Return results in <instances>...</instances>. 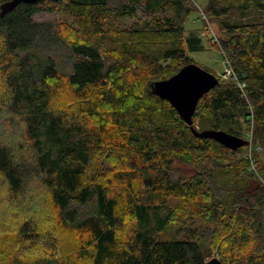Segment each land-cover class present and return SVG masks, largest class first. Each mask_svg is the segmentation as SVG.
<instances>
[{
    "label": "trees",
    "instance_id": "16d2710c",
    "mask_svg": "<svg viewBox=\"0 0 264 264\" xmlns=\"http://www.w3.org/2000/svg\"><path fill=\"white\" fill-rule=\"evenodd\" d=\"M251 10L264 0L204 8L233 75L213 74L193 127L243 138L250 105L264 147V20L227 18ZM40 11L62 21L35 22ZM195 12L192 0H41L0 17V264H264V162L255 154L252 173L245 147L195 137L150 90L194 64ZM125 219L142 230L120 238ZM178 223L185 239L159 238Z\"/></svg>",
    "mask_w": 264,
    "mask_h": 264
},
{
    "label": "water",
    "instance_id": "95a60500",
    "mask_svg": "<svg viewBox=\"0 0 264 264\" xmlns=\"http://www.w3.org/2000/svg\"><path fill=\"white\" fill-rule=\"evenodd\" d=\"M41 0H8L0 6V17L12 12L20 4L34 5ZM60 2L63 0H50ZM219 80L212 73L191 63L182 67L176 74L166 80L151 83L152 95L168 102L181 120L190 127L198 138L211 139L224 148L236 151L247 146L243 138L236 137L222 130H202L193 127V116L201 98L216 88ZM205 264H224L218 258H211Z\"/></svg>",
    "mask_w": 264,
    "mask_h": 264
},
{
    "label": "rangeland",
    "instance_id": "374dc122",
    "mask_svg": "<svg viewBox=\"0 0 264 264\" xmlns=\"http://www.w3.org/2000/svg\"><path fill=\"white\" fill-rule=\"evenodd\" d=\"M194 4L196 5V8L198 9V12L191 14L188 17V20L185 24V29L186 33L185 36H189L190 33H196L200 37V44L199 49L194 52V53H189V56L193 58L194 64L197 65L198 67L212 73V74H222L224 69L226 68V62L222 56V53L219 49H214L211 46L213 43L211 42L210 39V34L211 31L214 32L219 39V36L217 34V30L215 26L211 23L210 29L207 30L204 29V25L202 24V19L200 17L201 12L206 16L204 12V8L208 2V0H192ZM41 6V5H40ZM139 20L144 21L146 18L143 16H138ZM228 20L231 22H236V23H256L261 20H264V12H259L255 10L247 11L243 15L239 11H234L228 15ZM32 19L35 22L38 23H45L48 21H58L61 22V17L57 13H47L45 11H40L35 13L32 16ZM137 20H127L125 23L127 25L135 24ZM204 29V30H203ZM211 30V31H210ZM210 31V33H209ZM248 127V126H247ZM247 130V128H246ZM246 132V131H245ZM254 145L258 146L260 149L257 151L258 153H255V151L252 152V156L255 157V154H258L261 161L264 162V147L260 145L259 143L255 142V139L253 140ZM249 146H245V149L243 151L245 158H249ZM255 159V171L251 169V164L248 160V168L251 169L250 171L256 175H258L257 172V160ZM183 173H186V169L183 170ZM259 177V176H258ZM117 190H120L119 187L116 188L115 192L117 193ZM124 223L121 226V231H119V236L120 238H125L131 235L134 231H140L142 230V227H140L139 223L136 222H127L125 219L123 221ZM181 227V224L178 223L175 226H173L171 229L165 230V232H160L159 233V238L161 239H166V240H173V241H178V240H183L185 239V236L187 234L186 231L182 232H177V229ZM77 256V254H76ZM218 258L216 256V253L211 255V258ZM219 259V258H218Z\"/></svg>",
    "mask_w": 264,
    "mask_h": 264
},
{
    "label": "built area",
    "instance_id": "2783aa9c",
    "mask_svg": "<svg viewBox=\"0 0 264 264\" xmlns=\"http://www.w3.org/2000/svg\"><path fill=\"white\" fill-rule=\"evenodd\" d=\"M200 17H201L202 21H204L207 24V28L209 30L210 29V25H209V21H208L207 17L202 12L200 14ZM210 31H209V33H210ZM210 39H211V42L213 44L219 46V40H218L216 34L214 32H212V31H211V34H210ZM221 53H222V51H221ZM222 56H223V58H224V60L226 62V68L224 69V71H223L222 74H219V76L222 79L232 78L233 70H232L231 66L229 65L228 61L226 60V58L224 57L223 53H222ZM233 80L236 81V85L239 88V90L241 91L242 97L246 100V102L248 104L249 101H248L247 96H246V93H245V84L239 82L236 79H233ZM251 108L252 107L249 105V110H250V113L251 114L249 116V122H248L247 131L245 132L243 139L248 143L247 146H249V148H250V150H249V154L250 155H249L248 160H249V162L251 164V169L253 171H255V166L256 165H255L254 156H252V152L255 151V153H258L257 151L260 148L258 146H255L254 143H253L254 142L253 140H254L255 123H254V119H253V116H252V109Z\"/></svg>",
    "mask_w": 264,
    "mask_h": 264
}]
</instances>
